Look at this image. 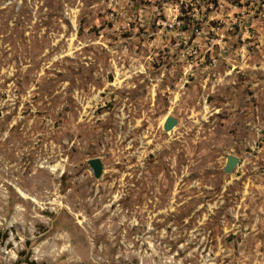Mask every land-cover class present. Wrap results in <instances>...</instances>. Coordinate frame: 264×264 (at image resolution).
<instances>
[{
    "label": "rangeland",
    "instance_id": "1",
    "mask_svg": "<svg viewBox=\"0 0 264 264\" xmlns=\"http://www.w3.org/2000/svg\"><path fill=\"white\" fill-rule=\"evenodd\" d=\"M0 232V264H264V0H0Z\"/></svg>",
    "mask_w": 264,
    "mask_h": 264
},
{
    "label": "water",
    "instance_id": "2",
    "mask_svg": "<svg viewBox=\"0 0 264 264\" xmlns=\"http://www.w3.org/2000/svg\"><path fill=\"white\" fill-rule=\"evenodd\" d=\"M175 124L176 121L172 117H167L163 124L164 131L171 130L175 126ZM236 163H237L236 159L229 157L226 162L225 171L229 172L235 166ZM89 164L91 166L94 176L99 177L102 171L101 162L98 159H93L90 161Z\"/></svg>",
    "mask_w": 264,
    "mask_h": 264
},
{
    "label": "trees",
    "instance_id": "3",
    "mask_svg": "<svg viewBox=\"0 0 264 264\" xmlns=\"http://www.w3.org/2000/svg\"><path fill=\"white\" fill-rule=\"evenodd\" d=\"M5 239H6V235L1 234V232H0V244H2Z\"/></svg>",
    "mask_w": 264,
    "mask_h": 264
},
{
    "label": "built area",
    "instance_id": "4",
    "mask_svg": "<svg viewBox=\"0 0 264 264\" xmlns=\"http://www.w3.org/2000/svg\"><path fill=\"white\" fill-rule=\"evenodd\" d=\"M176 11L178 12V8L176 7Z\"/></svg>",
    "mask_w": 264,
    "mask_h": 264
},
{
    "label": "bare ground",
    "instance_id": "5",
    "mask_svg": "<svg viewBox=\"0 0 264 264\" xmlns=\"http://www.w3.org/2000/svg\"><path fill=\"white\" fill-rule=\"evenodd\" d=\"M166 120V119H165ZM165 122V121H164Z\"/></svg>",
    "mask_w": 264,
    "mask_h": 264
}]
</instances>
